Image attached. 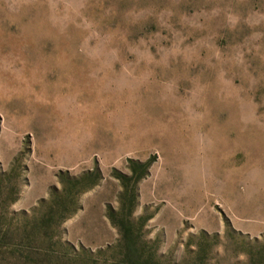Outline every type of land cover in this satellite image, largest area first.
<instances>
[{
  "label": "rangeland",
  "instance_id": "rangeland-1",
  "mask_svg": "<svg viewBox=\"0 0 264 264\" xmlns=\"http://www.w3.org/2000/svg\"><path fill=\"white\" fill-rule=\"evenodd\" d=\"M121 222L264 264V0H0V264H128Z\"/></svg>",
  "mask_w": 264,
  "mask_h": 264
},
{
  "label": "trees",
  "instance_id": "trees-1",
  "mask_svg": "<svg viewBox=\"0 0 264 264\" xmlns=\"http://www.w3.org/2000/svg\"><path fill=\"white\" fill-rule=\"evenodd\" d=\"M74 183H79V181L73 180ZM66 196L65 198H67ZM66 200V199H64ZM121 232L122 239L125 245V256L128 264H147L144 262L142 255L140 254L141 248L138 246V243L133 235L132 226L121 222Z\"/></svg>",
  "mask_w": 264,
  "mask_h": 264
}]
</instances>
